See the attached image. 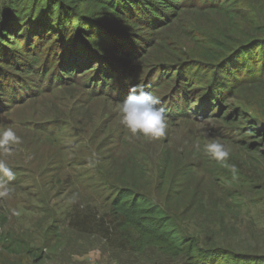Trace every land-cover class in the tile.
<instances>
[{
	"label": "trees",
	"instance_id": "obj_1",
	"mask_svg": "<svg viewBox=\"0 0 264 264\" xmlns=\"http://www.w3.org/2000/svg\"><path fill=\"white\" fill-rule=\"evenodd\" d=\"M172 26L180 31L177 40L164 33L172 35ZM142 30L153 39L147 40ZM160 67L169 70L161 73L163 79L172 90L182 91L188 109L201 99L197 112L226 123L238 121L244 128L226 136L247 135L235 145L249 159L232 156L211 171L223 187L225 207H248L246 190L257 195L252 203L264 205V149H259L264 146V113L250 116L240 109L233 112L230 105L223 108L242 89L264 86V0H0L1 113L72 82L106 94L126 82L123 78L149 75ZM170 107L179 112V100ZM259 136L258 145L249 141ZM226 165H235L237 172ZM105 191V197L99 196L105 213L79 216L71 227L100 234L122 251L142 253L151 246L171 257L182 256L187 264H264L263 248L205 243L145 192L109 183ZM254 228L264 236V226ZM7 241L8 252L27 250L35 262H42L43 256L23 239Z\"/></svg>",
	"mask_w": 264,
	"mask_h": 264
},
{
	"label": "rangeland",
	"instance_id": "obj_2",
	"mask_svg": "<svg viewBox=\"0 0 264 264\" xmlns=\"http://www.w3.org/2000/svg\"><path fill=\"white\" fill-rule=\"evenodd\" d=\"M169 30L172 35L166 30L165 35L179 39L176 26ZM141 34L153 39L145 31ZM166 72L169 70L160 67L149 75L128 76L123 78L125 84L107 89L106 94L96 89L99 95L72 82L0 112V131L12 128L21 138L20 144L10 145L7 151L0 149V161L13 173L9 178L0 171V264H187L184 257H171L151 246L142 253L122 251L100 234L71 227L79 216L105 213L107 208L99 196L108 194V183L149 194L205 243L264 250V236L254 228L264 226V205L252 203L257 195L246 190L248 207L227 209L223 187L211 174L220 161L204 149L205 144L219 140L229 148V157L238 156L235 142L247 135L228 138L226 134L241 133L244 128L238 121L226 123L210 113L197 112L201 99L193 100L188 109L182 91L172 90L163 79L161 73ZM134 84L145 91L153 88L152 93L160 97L157 107H164L168 123L165 137L134 136L121 123L119 105ZM155 84L160 86L153 87ZM25 85L28 88L27 82ZM230 98L227 103L232 104L224 109L230 105L233 112L264 113V86H248ZM176 99L179 112L170 107ZM186 112L192 116H184ZM222 129L228 132L220 136ZM260 140L261 136L249 141L258 145ZM248 156L239 155L243 162ZM11 238L23 239L25 246L43 256L42 262H35L27 250L8 252Z\"/></svg>",
	"mask_w": 264,
	"mask_h": 264
},
{
	"label": "clouds",
	"instance_id": "obj_3",
	"mask_svg": "<svg viewBox=\"0 0 264 264\" xmlns=\"http://www.w3.org/2000/svg\"><path fill=\"white\" fill-rule=\"evenodd\" d=\"M158 105H161L160 97L145 91L141 85H131L127 98L119 105L121 123L134 136L142 134L153 140L163 138L167 134L168 123L164 107ZM20 143L21 138L12 128L0 131V149L7 151L10 145ZM196 147L199 148L198 143ZM204 149L217 161H227L230 156L229 148L219 140L205 144ZM226 166L233 174L237 172L235 165ZM0 171L9 178L13 176L3 161H0Z\"/></svg>",
	"mask_w": 264,
	"mask_h": 264
}]
</instances>
